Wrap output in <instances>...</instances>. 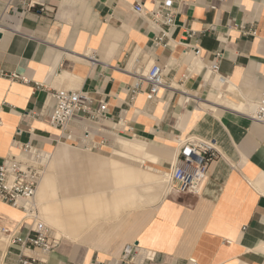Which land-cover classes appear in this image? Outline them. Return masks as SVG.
<instances>
[{
	"label": "crops",
	"instance_id": "obj_1",
	"mask_svg": "<svg viewBox=\"0 0 264 264\" xmlns=\"http://www.w3.org/2000/svg\"><path fill=\"white\" fill-rule=\"evenodd\" d=\"M165 1L0 0V163L27 144L47 157L28 215L0 204V231L23 240L33 221L52 228L61 238L46 264H264V126L249 118L264 90V0H169L170 44L154 47L159 26L134 8ZM187 32L198 58L174 46ZM216 54L224 83L206 70ZM152 64L167 87L149 99L143 85L129 103ZM57 90L85 93L106 119L52 128ZM186 137L220 157L196 194L165 192ZM20 252L0 235V264Z\"/></svg>",
	"mask_w": 264,
	"mask_h": 264
},
{
	"label": "built area",
	"instance_id": "obj_2",
	"mask_svg": "<svg viewBox=\"0 0 264 264\" xmlns=\"http://www.w3.org/2000/svg\"><path fill=\"white\" fill-rule=\"evenodd\" d=\"M35 4L29 3L27 8H33ZM137 14H144L153 24L159 26V30L153 39V46H169V29L174 26L175 12L171 1L167 0L158 5L151 12H145L141 4L134 8ZM246 34L254 35L253 30H248ZM192 34L187 32L181 40L175 42L174 46H181L184 53L190 52L195 58L200 56L201 50L197 46L190 44ZM87 60L94 63V55L88 54ZM220 54H216V61L206 68L209 75L218 78L220 83L224 79L218 75V62ZM0 76L3 74L0 72ZM21 81H25L21 78ZM143 85L147 87L146 95L153 99L157 94L167 87L165 74L161 66L152 64L145 74H136V79L132 86L127 88L129 103L141 93ZM54 107L49 116V125L60 131L65 132L69 123L75 118L84 119L94 125L100 124L106 119L104 109H92L89 106L88 97L80 91L57 90L51 94ZM249 118L264 126V90L253 107ZM117 124H123L121 114L116 116ZM90 135L86 133L84 139L85 148L89 151L96 150L97 145L92 141ZM66 141H72L69 134L63 137ZM103 144L102 142L100 143ZM178 155L175 166L171 169L168 176V192H176L179 195L196 194L202 183L208 176L210 165L220 157L218 150L210 141H204L195 137H186L177 141ZM20 151L23 156L9 154L0 163V204L20 209L25 215L28 212L25 204L34 197L38 183L43 175L46 166V153L30 145H24ZM33 220V219H32ZM0 235L7 242L19 244L21 252L15 264H46L47 258L52 253L59 242L42 223H38L31 228L25 239H15L9 236L7 230H1ZM38 252L36 256L34 252ZM30 252L32 254H28ZM130 251L123 253V259H128ZM132 261V258L129 260Z\"/></svg>",
	"mask_w": 264,
	"mask_h": 264
},
{
	"label": "bare ground",
	"instance_id": "obj_3",
	"mask_svg": "<svg viewBox=\"0 0 264 264\" xmlns=\"http://www.w3.org/2000/svg\"><path fill=\"white\" fill-rule=\"evenodd\" d=\"M86 58V57H85ZM90 64V63H89ZM141 74V73H140ZM170 86H171V84H170ZM172 87V86H171ZM247 116V115H246ZM126 143L127 144H132V142H129V141H126ZM132 145H134V144H132ZM136 147H139L138 145H135ZM141 147V146H140ZM147 152H149V148H144ZM150 152H151V155L153 156V158H154V156L156 155V154H158L156 151H155V149H153L152 148V150H150ZM164 156H166L167 154H163ZM168 156V155H167ZM46 162V164H47V160L45 161ZM43 174H44V172H43ZM43 176V175H42ZM168 183H169V181H168V176H167V174L166 175H164V179H163V181H162V183H161V186L164 188V190H165V192H167V189H168ZM32 200H33V198L31 199V201L30 202H32ZM1 238H2V236H1ZM2 240H4V241H7L6 239H4V238H2ZM37 255V254H36Z\"/></svg>",
	"mask_w": 264,
	"mask_h": 264
},
{
	"label": "rangeland",
	"instance_id": "obj_4",
	"mask_svg": "<svg viewBox=\"0 0 264 264\" xmlns=\"http://www.w3.org/2000/svg\"><path fill=\"white\" fill-rule=\"evenodd\" d=\"M64 143H65L66 145H71L69 142H66V141H65ZM72 146H73V145H72ZM116 147H117L118 150H119L120 145L117 144ZM78 148H81V147H78ZM81 149H83V148H81ZM91 153H92L93 155H101L100 153H97V152H94V151L91 152ZM48 154H49V153H48ZM103 156H105V158H111V157H112V155H109V154H108V155H103ZM103 156H102V157H103ZM43 225L46 226L45 224H43ZM46 227L49 228V230H51V232H52L53 235H55V234H54L55 231H54L52 228H50V227H48V226H46ZM56 238H57V237H56ZM60 238H61V237H60ZM60 238H57V239H60ZM27 253H28V254H32V253H30V252H27ZM34 254H35V255L37 254L36 256H39V253H38L37 251L34 252Z\"/></svg>",
	"mask_w": 264,
	"mask_h": 264
}]
</instances>
